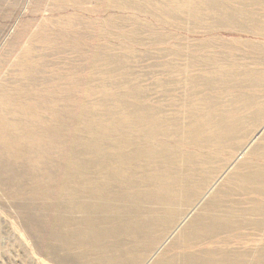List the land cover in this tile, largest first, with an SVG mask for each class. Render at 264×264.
<instances>
[{"label":"rangeland","instance_id":"rangeland-1","mask_svg":"<svg viewBox=\"0 0 264 264\" xmlns=\"http://www.w3.org/2000/svg\"><path fill=\"white\" fill-rule=\"evenodd\" d=\"M263 2L0 0V264H264Z\"/></svg>","mask_w":264,"mask_h":264},{"label":"bare ground","instance_id":"bare-ground-1","mask_svg":"<svg viewBox=\"0 0 264 264\" xmlns=\"http://www.w3.org/2000/svg\"><path fill=\"white\" fill-rule=\"evenodd\" d=\"M143 4H144V3H143ZM129 10H131V9H129ZM50 45H51V44H50ZM193 59H194V58H193ZM221 73H222V72H221ZM219 75H220V74H219ZM222 75H223V74H222ZM179 78H180V77H179ZM257 78H258V77H257ZM173 118H174V117H173ZM174 121H175V119H174ZM166 122H167V121H166ZM170 122H171V121H170ZM170 122H169V123H170ZM178 122H180V121H178ZM195 122H196V121H195ZM164 123H165V122H164ZM164 123H163L162 125H164ZM196 123H197V122H196ZM196 123H195V124H196ZM238 123H239V122H238ZM174 124H175V123H174ZM176 124H177V123H176ZM192 124H193V123H192ZM195 124H194V125H195ZM198 124H199V123H198ZM229 124H230V123H229ZM162 125H161V126H162ZM170 125H171V124H170ZM196 125H197V124H196ZM219 125H220V124H219ZM219 125H218V126H219ZM232 125H234V124H232ZM257 125H258V124H257ZM157 126H158V125H157ZM197 126H198V125H197ZM241 126H244V125L241 124ZM245 126H246V125H245ZM171 127H173V126H171ZM192 127H194V126H192ZM234 127H235V126H234ZM238 127H239V125H238ZM196 128H197V127H196ZM236 128H237V127H236ZM240 128H241V127H240ZM256 128H257V127H256ZM219 129H220V128H219ZM224 129H225V128H224ZM224 129H223V130H224ZM248 129H249V127H248ZM215 130H216V129H215ZM231 130H232V129H231ZM187 131H188V130H187ZM189 131H190V130H189ZM194 131L196 132L197 130L195 129ZM219 131H220V130H219ZM229 131H230V130H229ZM242 131H243V130H242ZM225 132H226V131H225ZM221 133H222V131H221ZM232 133H234V132H232ZM237 133H238V132H237ZM239 133H240V132H239ZM222 134H223V133H222ZM222 134H221V135H222ZM226 134H227V133H226ZM256 134H257V133H256ZM235 136H236V135H235ZM238 136H239V135H238ZM219 137H221V136H219ZM222 137H223V135H222ZM224 137H225V136H224ZM240 137H241V136H240ZM235 138H236V137H235ZM148 141H149V140H148ZM40 144H41V143H40ZM29 145H31V144H29ZM230 145H232V144H230ZM227 146H228V145H227ZM225 147H226V146H225ZM32 148H33V147H32ZM26 151H27V150H26ZM261 155H262V154H261ZM204 162H205V161H204ZM262 164H263V163H262ZM254 166H255V165H254ZM202 170H203V169H202ZM8 172H9V171H8ZM256 172H257V171H256ZM261 174H262V173H261ZM261 174H260V175H261ZM9 175H10V174H9ZM23 176H24V175H23ZM23 176H22V177H23ZM246 176H247V175H246ZM239 177H240V176H239ZM242 177H243V176H242ZM255 177H256V176H255ZM243 178H244V177H243ZM248 178H250V177H248ZM13 180H14V179H13ZM245 180H247V179H245ZM249 180L251 181V179H249ZM252 180H253V178H252ZM259 180H260V178H258V181H259ZM247 181H248V180H247ZM254 181H255V180H254ZM252 182H253V181H252ZM247 183H248V182H247ZM183 184H184V183H183ZM248 184H249V183H248ZM244 187H245V186H244ZM121 194H122V193H121ZM244 194H245V193H244ZM258 199H259V198H258ZM229 204H230V203H229ZM77 206H78V205H77ZM74 209H75V208H74ZM77 209H79V208H77ZM71 211H72V210H71ZM79 211H80V210H79ZM73 212H74V211H73ZM95 212H96V211H95ZM57 213H58V212H57ZM234 214H235V213H234ZM231 215H232V214H231ZM236 215H237V213H236ZM243 215H244V214H243ZM98 219H99V218H98ZM106 220H107V219H106ZM135 220H136V219H135ZM146 220H147V218H146ZM148 220H149V221H153V220H151V219H148ZM77 221H78V220H77ZM152 223H153V222H152ZM154 223H155V222H154ZM231 223H232V222H231ZM236 223H237V222H236ZM122 224H123V223H122ZM122 224H121V225H122ZM259 227H260V226H259ZM130 228H131V227H130ZM248 228H249V227H248ZM81 229H82V228H81ZM88 229H89V228H88ZM120 229H121V228H120ZM146 229H147V228H146ZM146 229H145V230H146ZM137 231H138V229H137ZM137 231H136V232H137ZM131 232H132V231H131ZM81 234H82V233H81ZM83 234H84V233H83ZM146 235H147V234H146ZM245 248H246V247H245ZM223 254H224V253H223ZM248 264H249V263H248Z\"/></svg>","mask_w":264,"mask_h":264},{"label":"crops","instance_id":"crops-1","mask_svg":"<svg viewBox=\"0 0 264 264\" xmlns=\"http://www.w3.org/2000/svg\"><path fill=\"white\" fill-rule=\"evenodd\" d=\"M263 4H264V2H263ZM262 18H263V20H264V15L262 16Z\"/></svg>","mask_w":264,"mask_h":264}]
</instances>
